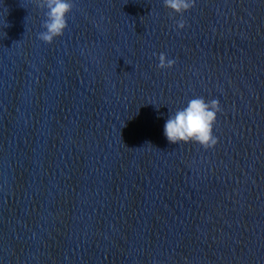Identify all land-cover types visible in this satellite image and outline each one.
<instances>
[{
	"label": "clouds",
	"instance_id": "1",
	"mask_svg": "<svg viewBox=\"0 0 264 264\" xmlns=\"http://www.w3.org/2000/svg\"><path fill=\"white\" fill-rule=\"evenodd\" d=\"M36 6L46 9V19L42 22L45 29L38 33V39L46 44L61 37L68 27V17L75 7L74 0H35ZM196 6V0H164V7L171 10V14L183 17L185 12ZM187 22L181 18L175 22L176 29L183 30ZM7 26V25H5ZM158 69H171L176 64L175 59L168 58L166 53L158 54ZM221 112L219 99L207 100L204 97H195L188 101L182 109L170 114L164 124V135L172 144L180 142L198 143L205 150L214 149L219 138L214 135V125L218 113Z\"/></svg>",
	"mask_w": 264,
	"mask_h": 264
}]
</instances>
